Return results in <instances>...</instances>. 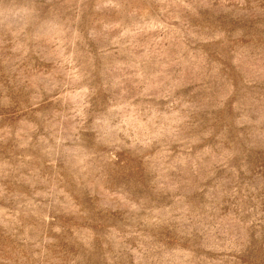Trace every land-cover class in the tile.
Returning <instances> with one entry per match:
<instances>
[{"label":"rangeland","instance_id":"obj_1","mask_svg":"<svg viewBox=\"0 0 264 264\" xmlns=\"http://www.w3.org/2000/svg\"><path fill=\"white\" fill-rule=\"evenodd\" d=\"M0 264H264V0H0Z\"/></svg>","mask_w":264,"mask_h":264}]
</instances>
